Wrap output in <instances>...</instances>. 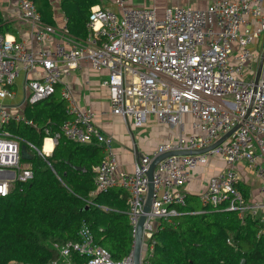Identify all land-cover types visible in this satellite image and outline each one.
<instances>
[{
	"label": "built area",
	"instance_id": "built-area-1",
	"mask_svg": "<svg viewBox=\"0 0 264 264\" xmlns=\"http://www.w3.org/2000/svg\"><path fill=\"white\" fill-rule=\"evenodd\" d=\"M16 1L38 43L55 34V28L42 21L30 0ZM131 1L113 0L118 13L99 5L92 7L85 38L69 37L64 26L67 47L57 46L53 51L34 53L25 43L0 34V97H13L11 88L19 73H30L37 66L42 76L27 79L24 105L45 100L61 87L60 97L67 104L69 117L61 134L72 143L101 148L102 158L93 168L96 192L114 187L126 191L132 237L142 215L151 161L167 152L207 148L238 126L209 152L171 156L156 165L153 199L142 227L143 257L150 256L153 234L161 224L172 225L180 214L177 207L185 206L183 188L191 171L212 156H219L224 167L199 196L201 205L217 207L227 202L225 211L236 212L241 219L246 215L258 218V235H264V217L259 216L264 205L245 203L236 187L239 178L235 171L237 164L244 163L264 181V62L255 83L264 50V0H215L205 8L176 4L166 8L161 17L154 8L132 6ZM81 60L94 71H107L103 86L108 91L111 114L136 128L153 116L160 125L174 130L171 140L141 155L132 172L119 168L112 137L94 124L91 109L75 104L68 86L62 83L58 64L73 70ZM11 124L38 131L32 120L11 114L0 102V173L9 176L0 180V197L7 196L15 183L26 184L33 178L31 163L22 161L21 143L42 158L50 156L44 148L38 149L9 132L6 128ZM43 133L55 146L59 135L51 136L48 128ZM78 235L77 242L54 244L58 258L49 264H72L71 253L84 256L85 264H132L130 255L113 260L94 243L84 223Z\"/></svg>",
	"mask_w": 264,
	"mask_h": 264
},
{
	"label": "trees",
	"instance_id": "trees-1",
	"mask_svg": "<svg viewBox=\"0 0 264 264\" xmlns=\"http://www.w3.org/2000/svg\"><path fill=\"white\" fill-rule=\"evenodd\" d=\"M42 21L53 26L50 0H30ZM101 0H59L69 37L82 40L87 34L90 9ZM0 34H14L0 10ZM67 104L57 94L33 105H25L24 116L37 130L23 124L6 128L13 135L40 149L44 128L59 138L48 157H40L24 147L31 163L33 178L26 184L15 183L9 194L0 197V264H49L58 258L53 245L79 241L81 225L88 228L95 244L104 248L115 261L130 255L133 243L127 215V193L119 187L96 192L93 168L101 158L96 145H78L67 141L61 127L69 117ZM30 152V154L28 153ZM81 168L82 171L76 170ZM246 204L248 192L236 186ZM177 207L173 224L162 223L153 234L150 256L142 264H264V235H258V218L217 207L199 206L195 200ZM261 216V215H259ZM260 218V217H259ZM72 264L86 259L71 253Z\"/></svg>",
	"mask_w": 264,
	"mask_h": 264
},
{
	"label": "crops",
	"instance_id": "crops-1",
	"mask_svg": "<svg viewBox=\"0 0 264 264\" xmlns=\"http://www.w3.org/2000/svg\"><path fill=\"white\" fill-rule=\"evenodd\" d=\"M215 0H132V6L154 8L158 16H162L164 10L172 5L205 8ZM113 0H101V6L114 9L111 5ZM52 15L51 20L55 28V34L38 43L32 34L30 24L22 19L21 10L16 0H0V10L6 22L10 23L16 41L23 42L26 47L34 53L40 50L53 51L57 46L67 47L63 29L65 18L60 8L59 0H50ZM114 4V3H113ZM110 5L113 8H110ZM58 69L62 74V83L67 85L75 104L80 109H91L95 113L94 124L107 136L113 139V149L116 161L120 169L132 172L134 164L141 155L154 150L160 143L171 140L174 137V130L167 126L160 125L153 116H148L146 123L140 128L134 127L130 121H124L121 117L111 114L108 101V91L103 83L107 80L106 70L94 71L88 62L81 60L79 66L73 70H67L62 64H58ZM42 76L39 66L30 73L21 71L13 85L11 98L0 97V102L11 114L24 113V100L27 95L25 83L27 79H38ZM59 86L56 90L60 96ZM24 115V114H23ZM185 121L189 118L184 116ZM189 130L187 129L186 132ZM42 141V148L45 150V141ZM49 141V140H48ZM54 146H52L51 153ZM48 153V152H47ZM49 153V154H51ZM224 167V163L219 156L209 157L206 163L196 166L190 173L188 183L183 188V193L187 198L188 205L195 200L199 206V196L207 188L208 182L215 177ZM239 184L249 195L251 204L264 205V181L258 179L252 171L245 168L244 163L235 166ZM6 173H0V180L8 178ZM263 189V191H262ZM264 217V206L259 211Z\"/></svg>",
	"mask_w": 264,
	"mask_h": 264
},
{
	"label": "water",
	"instance_id": "water-1",
	"mask_svg": "<svg viewBox=\"0 0 264 264\" xmlns=\"http://www.w3.org/2000/svg\"><path fill=\"white\" fill-rule=\"evenodd\" d=\"M264 62V50L261 53L259 63H258V68H257V73H256V79L255 83L258 80V76L262 67V64ZM238 126H235L231 131H229L227 134L223 135L219 140H217L215 143H213L211 146L201 149V150H196V151H172V152H167L164 154H161L157 157H155L146 172V176L148 179V190H147V195L146 199L144 202L143 210H142V215L140 216V219L138 221V224L135 228V232L133 234V243H132V249L130 252V257H131V262L132 264H142L143 261V245H142V227L146 218V215L149 213L152 199H153V191H154V185H153V171L156 165L162 161L165 158L171 157V156H194V155H201L206 152H209L216 147H218L220 144H222L236 129ZM21 157L22 159L28 158V155L24 149V147H21ZM76 170L82 171L81 168H76ZM244 260H241L239 264H244Z\"/></svg>",
	"mask_w": 264,
	"mask_h": 264
},
{
	"label": "bare ground",
	"instance_id": "bare-ground-1",
	"mask_svg": "<svg viewBox=\"0 0 264 264\" xmlns=\"http://www.w3.org/2000/svg\"><path fill=\"white\" fill-rule=\"evenodd\" d=\"M48 140L45 141V151H47L48 153H50L51 150H52V146H51L50 141H48Z\"/></svg>",
	"mask_w": 264,
	"mask_h": 264
},
{
	"label": "rangeland",
	"instance_id": "rangeland-1",
	"mask_svg": "<svg viewBox=\"0 0 264 264\" xmlns=\"http://www.w3.org/2000/svg\"><path fill=\"white\" fill-rule=\"evenodd\" d=\"M102 2H104V0H102ZM114 2L111 3V5L114 7V9H110L112 12H115V13H118L117 12V8L115 7V5L113 4ZM110 5V8H113L112 6ZM192 8V7H191ZM194 8V7H193ZM195 8H200V7H195ZM109 9V8H108ZM261 43H259L260 45ZM51 153V152H50Z\"/></svg>",
	"mask_w": 264,
	"mask_h": 264
}]
</instances>
